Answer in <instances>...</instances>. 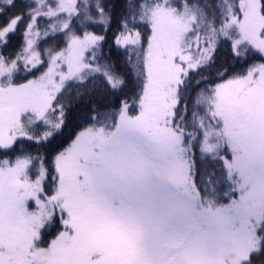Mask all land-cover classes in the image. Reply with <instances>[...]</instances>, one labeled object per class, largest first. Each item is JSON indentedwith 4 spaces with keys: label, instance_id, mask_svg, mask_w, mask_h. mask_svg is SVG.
I'll return each instance as SVG.
<instances>
[{
    "label": "snow or ice",
    "instance_id": "6c2138e0",
    "mask_svg": "<svg viewBox=\"0 0 264 264\" xmlns=\"http://www.w3.org/2000/svg\"><path fill=\"white\" fill-rule=\"evenodd\" d=\"M0 264H264V0H3Z\"/></svg>",
    "mask_w": 264,
    "mask_h": 264
},
{
    "label": "trees",
    "instance_id": "16d2710c",
    "mask_svg": "<svg viewBox=\"0 0 264 264\" xmlns=\"http://www.w3.org/2000/svg\"><path fill=\"white\" fill-rule=\"evenodd\" d=\"M3 2V0H0V3H2Z\"/></svg>",
    "mask_w": 264,
    "mask_h": 264
}]
</instances>
